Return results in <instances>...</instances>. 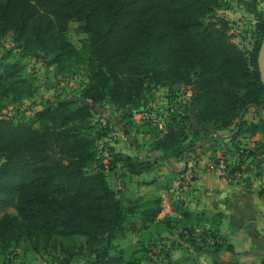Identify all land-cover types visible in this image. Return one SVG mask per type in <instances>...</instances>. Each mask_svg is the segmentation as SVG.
<instances>
[{
	"label": "trees",
	"instance_id": "trees-1",
	"mask_svg": "<svg viewBox=\"0 0 264 264\" xmlns=\"http://www.w3.org/2000/svg\"><path fill=\"white\" fill-rule=\"evenodd\" d=\"M230 7L229 0H0L1 38L10 35L23 55H43L57 73L73 63H85L88 73L80 98L46 106L29 122L0 119V238H85L84 245L64 249L59 264H152L145 235L163 225L221 264V251L233 250L219 232L221 216L199 231L206 218L193 217L182 199L169 198L171 212H165L162 195L118 197L110 172L152 173L161 158L136 160L113 150L99 160L97 144L107 134L93 122V107L139 109L147 88L190 93L186 113L150 134L148 150L166 161L195 151L201 132L264 135V116L246 118L252 107L264 110V21L255 25L252 47H242L220 14ZM21 71L19 63L0 60V108L35 93ZM256 143L245 158L261 157L256 175L264 179V139ZM127 231L141 250L129 254L114 244Z\"/></svg>",
	"mask_w": 264,
	"mask_h": 264
},
{
	"label": "rangeland",
	"instance_id": "rangeland-1",
	"mask_svg": "<svg viewBox=\"0 0 264 264\" xmlns=\"http://www.w3.org/2000/svg\"><path fill=\"white\" fill-rule=\"evenodd\" d=\"M229 3L231 7L220 11V14L229 20L234 40L242 47L251 48L255 42V25L258 21H264V0H229ZM73 38L76 40L74 33ZM42 56L23 55L21 47L13 42L10 35L0 37V60L19 63L23 76L31 81L35 92L32 96L25 97L19 102L2 106L0 119L14 118L16 122H29L46 106L55 107L60 100L81 97L88 82L86 64H69L63 72L57 73L48 69ZM187 94L183 95L176 90L169 92L166 87L156 90L147 88L144 102L139 109L118 110L109 103L94 105L93 122L107 134L97 144L99 160L102 161L103 158L108 160L109 154L113 150L130 154L136 160L161 158L158 159L157 166L152 173L123 177L120 171L110 172L108 180L118 193V197L124 195L128 198L144 197L148 199L153 195H162L164 210L167 212L171 210L169 198L182 199L183 195H179V192H184L182 187L192 185L196 179L195 170L202 162L208 168L221 166L224 175L233 180L237 178L240 180L251 179L254 175L264 180L256 175L261 157L245 158L248 155V150L255 148L258 140L264 139L262 134L254 137L242 135L233 138L232 133L227 130L210 131L209 135L201 132L196 150L190 152L183 159L174 158L175 163H172V159L163 160L164 155L161 152L154 158L150 155L148 141L152 130L158 126L162 127L172 115L186 113L187 104L191 102V94ZM261 116H264V110L260 113L254 107L250 108L246 114L248 120H258ZM197 128L202 129L199 125ZM210 135L214 139H209ZM185 159L191 163V171L187 176L184 172L178 173L173 168L174 164L183 167ZM240 162H242V168L233 176L230 175V170L238 166ZM177 175L182 184L175 186ZM160 185L169 187V191L161 189ZM7 212L16 213L13 208L8 209ZM193 217L198 219L196 216ZM201 223L196 226L199 231L204 229ZM171 231L166 226L159 225L153 227L151 232L145 235L146 248L151 249L145 252L147 261L152 264H169L168 253L171 254L175 251V248L172 247L178 246V243L173 242L178 238L175 237L176 230ZM15 239L11 236L6 239L0 238V264H59L57 258L64 257V249L70 248L73 244L84 245L85 242L83 237L72 241L55 237L50 242L35 238H22L19 241ZM114 244L126 248L129 254L141 250L137 237L130 231L118 235ZM85 248L83 246L82 252L88 255L89 251ZM75 264L85 263L77 261Z\"/></svg>",
	"mask_w": 264,
	"mask_h": 264
},
{
	"label": "crops",
	"instance_id": "crops-1",
	"mask_svg": "<svg viewBox=\"0 0 264 264\" xmlns=\"http://www.w3.org/2000/svg\"><path fill=\"white\" fill-rule=\"evenodd\" d=\"M158 153L153 151L150 155L154 158ZM171 161L175 163L174 159ZM202 163L195 170V181L182 187L184 192L179 195H183L194 216L206 218L201 221L204 228H211L212 222L221 216L219 232L233 249L221 251V264H264V195L261 194L264 180L255 175L251 179L233 180L224 175L221 166L208 168ZM173 168L187 176L191 163L185 159L183 167L174 164ZM175 178V186L182 184L178 175ZM175 235L178 238L173 242L178 246L172 247L175 251L167 257L169 264H219L211 255L199 253L193 244L181 240L177 232Z\"/></svg>",
	"mask_w": 264,
	"mask_h": 264
},
{
	"label": "water",
	"instance_id": "water-1",
	"mask_svg": "<svg viewBox=\"0 0 264 264\" xmlns=\"http://www.w3.org/2000/svg\"><path fill=\"white\" fill-rule=\"evenodd\" d=\"M259 66L261 69L262 78L264 82V39H263V43L261 45L260 54H259Z\"/></svg>",
	"mask_w": 264,
	"mask_h": 264
}]
</instances>
